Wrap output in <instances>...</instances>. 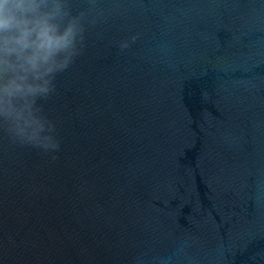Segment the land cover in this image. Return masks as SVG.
<instances>
[{
    "label": "water",
    "instance_id": "obj_1",
    "mask_svg": "<svg viewBox=\"0 0 264 264\" xmlns=\"http://www.w3.org/2000/svg\"><path fill=\"white\" fill-rule=\"evenodd\" d=\"M84 37L59 150L0 135V264H264V0H99Z\"/></svg>",
    "mask_w": 264,
    "mask_h": 264
},
{
    "label": "clouds",
    "instance_id": "obj_2",
    "mask_svg": "<svg viewBox=\"0 0 264 264\" xmlns=\"http://www.w3.org/2000/svg\"><path fill=\"white\" fill-rule=\"evenodd\" d=\"M74 2L0 0V135L11 144L45 153L60 148L41 101L55 94L57 76L80 55L99 0H84L85 8Z\"/></svg>",
    "mask_w": 264,
    "mask_h": 264
}]
</instances>
